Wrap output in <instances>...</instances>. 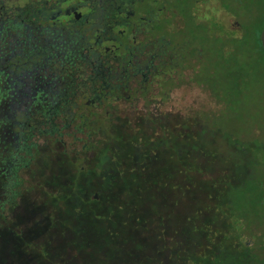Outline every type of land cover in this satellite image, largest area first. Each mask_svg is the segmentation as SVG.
Returning a JSON list of instances; mask_svg holds the SVG:
<instances>
[{
    "label": "trees",
    "instance_id": "trees-1",
    "mask_svg": "<svg viewBox=\"0 0 264 264\" xmlns=\"http://www.w3.org/2000/svg\"><path fill=\"white\" fill-rule=\"evenodd\" d=\"M210 1L214 10L210 9L205 26H209L208 42L199 34H189L199 41L191 44L189 37L185 39L194 56L189 55V65L182 54L184 68L197 75L201 50L212 45L217 55L214 65L221 61L230 77L225 89L234 93L231 108L222 96L226 111L249 122L254 105L259 107V102L252 106L253 97L264 94V0ZM201 3H191L192 31L204 26L198 15ZM213 39L218 40L214 46ZM244 124L237 123L236 137V129L230 130L216 143L209 139L214 135L207 134L204 146L192 136L191 144L197 146L175 160L152 133L146 151L127 152L129 163L116 174L108 173L106 196L96 192L91 198L75 188L79 196L73 211L76 229L68 226V243L47 245V256L41 257L35 254L38 249L31 253L16 247V239L10 237L7 254L11 259L21 255L24 259L18 264H264V135L259 129L254 135L241 132ZM69 200L75 206L73 192ZM106 200L108 211L90 206ZM58 226L54 221L50 229ZM16 236L21 238L20 233Z\"/></svg>",
    "mask_w": 264,
    "mask_h": 264
},
{
    "label": "rangeland",
    "instance_id": "rangeland-1",
    "mask_svg": "<svg viewBox=\"0 0 264 264\" xmlns=\"http://www.w3.org/2000/svg\"><path fill=\"white\" fill-rule=\"evenodd\" d=\"M191 3L192 0H170L172 16L170 20L163 21L164 27L169 30L173 44L176 40L179 45L183 44L184 62L189 65L192 58L189 60L188 57L193 53L185 39L190 33L199 34L205 42H208L207 37L210 34L207 28L209 26H205L208 15L211 16L210 9L213 1L201 3L198 15L204 22V26L194 31L192 28L195 25L190 18ZM218 14L222 17L224 11L220 10ZM181 20L188 28H180ZM3 23H0V26ZM189 40L191 44L199 41L198 38L191 36ZM217 42V39H213V46ZM14 43L16 41L10 36L8 26L5 24L0 32V257H4L6 261L2 260L0 264L1 262L18 264L24 259L21 255L18 259H11L7 254L9 251H6L5 246L10 245L8 244L10 237L16 239L14 240L16 247H26L31 253L38 249L35 254L41 257L47 256L45 251L47 245L60 246L63 241L68 243L71 238L68 236L70 234L67 231L68 226L71 230L76 229L77 216L73 211L79 196L75 188H82L83 194L90 193L91 198L96 192L106 196L110 187L108 173L112 171L116 174L117 170L129 163V158L126 159L127 152L141 154L146 151L147 137L150 138L152 133L155 134L154 137L158 142L169 150L173 160L176 156H182V153H188L197 146V144H191L192 136L200 138L201 146H204L207 134L214 135L209 138L213 139L214 143L220 140V135L230 134L226 133L230 130L236 129L234 132L236 137L235 135L239 133L237 123L241 125V122H245L244 127L240 129L243 133L254 135L255 130L259 129V132L264 135V94H256L253 97L252 106L259 102V107L254 105L255 110L249 122L245 121V118L241 121L236 115L227 112L226 105L222 102L223 94L228 100L227 108L235 105L234 93L225 89L230 77L221 61L214 65V58L216 61L217 55L211 51L212 45L210 50L207 45L200 52L202 64L197 75L191 68H184L183 62L180 69L177 68L170 78L162 79L161 87L150 105H137L136 110L131 114L119 110L120 118L114 121L111 119L104 121L102 117L89 121V129L94 132L95 140L91 153L83 154L81 158L74 161L73 153H64V147L49 137V145H43L39 152L35 153L31 165L20 171V178L15 177V186L10 187L8 181L14 180L12 170L16 166V161L18 166L22 157L27 159L30 157L26 153L27 141H25V137L29 135V129L20 123L27 121L31 115L30 110L34 114L39 107L35 103H31L32 105L29 103V95L32 96V101L39 99L37 98L39 95L46 89H50L46 86L42 88V81L51 79L54 75L50 74L51 70L48 68L38 74L32 71L39 66L40 57L32 60L30 64L33 65L32 72L16 69L14 65L16 59L12 57ZM211 70L214 76H210ZM36 80L40 82L37 84ZM257 86L258 84H255V87ZM211 88H214L215 92ZM189 125L191 130L195 125L197 133L194 130L191 131ZM166 127L168 130L163 131ZM33 139L41 141L39 137ZM85 141L87 136L83 137V142ZM250 166L253 167V163ZM97 170L101 172L97 174ZM91 186L94 189L90 190ZM72 192L76 199L75 206L70 204L72 201L69 200ZM95 197L99 196L96 194ZM105 205H108L107 200L100 206L90 204L93 210L108 211ZM98 207L102 208L96 209ZM54 221L59 226L50 229V224ZM49 232L55 235L51 236ZM19 233L21 238L17 239L16 234ZM11 235H15V238ZM24 251L28 254L27 250Z\"/></svg>",
    "mask_w": 264,
    "mask_h": 264
},
{
    "label": "flooded vegetation",
    "instance_id": "flooded-vegetation-1",
    "mask_svg": "<svg viewBox=\"0 0 264 264\" xmlns=\"http://www.w3.org/2000/svg\"><path fill=\"white\" fill-rule=\"evenodd\" d=\"M169 4L170 0H0V32L7 24L16 41V69L31 71L32 60L40 57L32 71L48 68L54 74L42 81L41 87L50 89L39 99L32 101L29 95V103L39 107L20 123L29 129L25 141L30 157H22L18 166L16 161L8 186H15V177L20 178L35 153L49 145V137L77 161L94 149L89 121H114L120 118L119 110L131 114L137 105L154 102L162 79L170 78L184 59L181 45L177 40L173 44L164 27L163 21L172 16ZM180 28H185L182 20Z\"/></svg>",
    "mask_w": 264,
    "mask_h": 264
},
{
    "label": "water",
    "instance_id": "water-1",
    "mask_svg": "<svg viewBox=\"0 0 264 264\" xmlns=\"http://www.w3.org/2000/svg\"><path fill=\"white\" fill-rule=\"evenodd\" d=\"M261 40H262V45L264 48V27H263L262 32H261Z\"/></svg>",
    "mask_w": 264,
    "mask_h": 264
}]
</instances>
